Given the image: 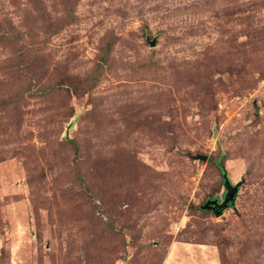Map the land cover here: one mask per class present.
<instances>
[{
	"label": "rangeland",
	"instance_id": "obj_1",
	"mask_svg": "<svg viewBox=\"0 0 264 264\" xmlns=\"http://www.w3.org/2000/svg\"><path fill=\"white\" fill-rule=\"evenodd\" d=\"M0 264H264V0H0Z\"/></svg>",
	"mask_w": 264,
	"mask_h": 264
},
{
	"label": "water",
	"instance_id": "obj_2",
	"mask_svg": "<svg viewBox=\"0 0 264 264\" xmlns=\"http://www.w3.org/2000/svg\"><path fill=\"white\" fill-rule=\"evenodd\" d=\"M156 40H147V43L150 47H155ZM195 160H199L205 162L207 156L197 154L194 156ZM222 180H223V187H224V198L221 203L218 202V199L208 200L204 205L201 206L202 210L212 211L215 216H219L221 212L226 209L227 207L231 206L234 202V198L236 196L238 185L232 186L229 181L227 180L225 170L222 169Z\"/></svg>",
	"mask_w": 264,
	"mask_h": 264
},
{
	"label": "trees",
	"instance_id": "obj_3",
	"mask_svg": "<svg viewBox=\"0 0 264 264\" xmlns=\"http://www.w3.org/2000/svg\"><path fill=\"white\" fill-rule=\"evenodd\" d=\"M109 52V47H107V48H105L104 50H103V53H104V55H107V53ZM208 160V157H207V159H206V161ZM205 161V162H206ZM220 169H221V174H222V166H220Z\"/></svg>",
	"mask_w": 264,
	"mask_h": 264
}]
</instances>
